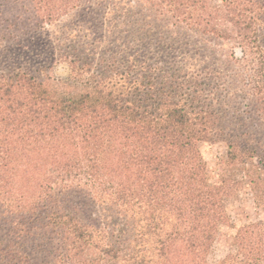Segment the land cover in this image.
Here are the masks:
<instances>
[{
	"label": "trees",
	"instance_id": "obj_1",
	"mask_svg": "<svg viewBox=\"0 0 264 264\" xmlns=\"http://www.w3.org/2000/svg\"><path fill=\"white\" fill-rule=\"evenodd\" d=\"M144 3L148 18L231 44L230 78L188 53L180 65L158 58L159 45L125 57L124 41L66 57L59 74L49 60L0 70V264H207L241 181L264 210V144L225 138L219 182L200 151L226 134L217 92L232 80L264 122V0ZM93 5L0 0V50ZM216 264H264V222L240 225Z\"/></svg>",
	"mask_w": 264,
	"mask_h": 264
},
{
	"label": "rangeland",
	"instance_id": "obj_2",
	"mask_svg": "<svg viewBox=\"0 0 264 264\" xmlns=\"http://www.w3.org/2000/svg\"><path fill=\"white\" fill-rule=\"evenodd\" d=\"M112 1L115 6L111 4ZM101 2L102 5H93L92 9L82 7L66 15L57 24L5 43L0 50V70L32 68L49 60L55 64V73L59 74L66 65V57L78 55L94 59L105 48L122 46L124 41L125 47L128 46L125 54L122 53L125 57L136 53L154 56L159 45L162 46V52L158 58L164 57L180 65L181 59L188 53L192 59L200 62V67L208 64L220 69L222 71L220 77L223 81L230 78L227 77L230 68L224 65L223 60L235 50L231 48V44L211 39L187 28L172 26L170 20L148 18L147 15L150 14L146 10L144 0H101ZM111 8H114V13L111 15L118 23L115 24L117 27L114 30H108V20L104 21L103 18L106 14L105 10ZM150 20H153L151 24L148 23ZM95 39L99 41L94 42ZM233 81L228 82V86L226 84L225 87L221 86L223 89H218L217 92L222 102L221 125L226 131L225 136H218L200 144V151L206 161L211 182H219L229 174L225 163L227 152L225 138H230L234 133L246 132L244 137L264 144V122L255 114L253 104L245 108L243 101L247 99L238 96L239 92L232 87ZM226 207L229 220L220 225L207 264H216L232 251L233 237L240 225L255 220L264 222V210L254 206L252 192L243 181L227 198Z\"/></svg>",
	"mask_w": 264,
	"mask_h": 264
}]
</instances>
